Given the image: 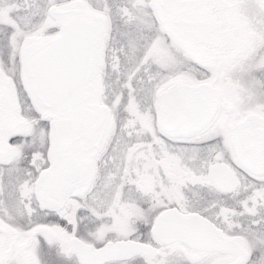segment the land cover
<instances>
[{
    "label": "snow or ice",
    "instance_id": "snow-or-ice-1",
    "mask_svg": "<svg viewBox=\"0 0 264 264\" xmlns=\"http://www.w3.org/2000/svg\"><path fill=\"white\" fill-rule=\"evenodd\" d=\"M0 264H264V0H0Z\"/></svg>",
    "mask_w": 264,
    "mask_h": 264
}]
</instances>
